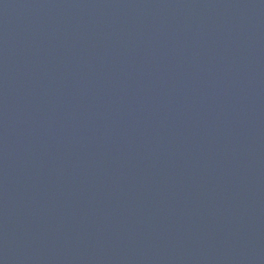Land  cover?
<instances>
[{
    "label": "water",
    "instance_id": "95a60500",
    "mask_svg": "<svg viewBox=\"0 0 264 264\" xmlns=\"http://www.w3.org/2000/svg\"><path fill=\"white\" fill-rule=\"evenodd\" d=\"M0 264H264V0H0Z\"/></svg>",
    "mask_w": 264,
    "mask_h": 264
}]
</instances>
